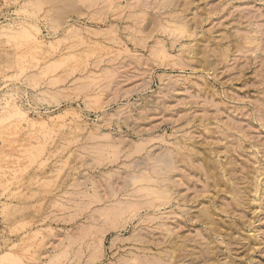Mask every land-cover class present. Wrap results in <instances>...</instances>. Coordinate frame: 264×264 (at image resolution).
<instances>
[{"label": "rangeland", "instance_id": "obj_1", "mask_svg": "<svg viewBox=\"0 0 264 264\" xmlns=\"http://www.w3.org/2000/svg\"><path fill=\"white\" fill-rule=\"evenodd\" d=\"M0 264H264V0H0Z\"/></svg>", "mask_w": 264, "mask_h": 264}]
</instances>
